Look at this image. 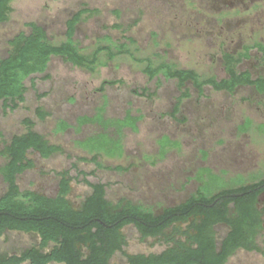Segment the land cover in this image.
<instances>
[{
  "label": "rangeland",
  "instance_id": "obj_1",
  "mask_svg": "<svg viewBox=\"0 0 264 264\" xmlns=\"http://www.w3.org/2000/svg\"><path fill=\"white\" fill-rule=\"evenodd\" d=\"M231 2L12 0L9 20L0 24V58L7 55L9 40L31 32L29 23L42 26L52 44H62L67 40V21L82 9L90 12L82 17L74 39L85 55L99 46L125 45L136 58L122 55L109 62L103 54L105 65L93 72L54 57L47 70L49 79L33 76L35 89L31 79L26 81L25 103L6 112L0 104V198L7 191L2 173L7 160L2 152L13 137L28 132L27 120L62 152L49 158L29 153L35 167L18 177L21 192L54 198L59 192L58 173L69 171L73 181L68 199L77 208L92 193L79 171L87 172L91 183L106 184L114 206L139 205L157 215L184 203L205 184L229 188L264 179V94L251 86L234 92L206 86L201 94L191 83L180 88L177 80L162 75L150 79L144 72L147 63L137 61L151 58L154 66L167 61L221 80L226 77L223 53L242 52L243 44L251 47V58L237 65L238 72L249 69L264 76V52L254 49L256 43H264V0L256 1L258 8ZM187 91L190 96L182 98ZM100 108H105L107 119H124L128 112L141 117L137 131L123 130L121 157L100 156L103 169L90 161L92 155L79 142L104 129L98 124L78 126L81 117H94ZM38 109L47 114L45 119ZM62 121L70 128L59 132ZM108 132L117 137L114 129ZM228 231L217 226V240ZM122 233L131 255L161 254L170 246L163 238L143 239L133 225ZM39 243L35 235L8 232L0 237V252L18 254ZM256 243L260 251L238 250L226 264H264V231ZM110 264L127 261L118 253Z\"/></svg>",
  "mask_w": 264,
  "mask_h": 264
},
{
  "label": "trees",
  "instance_id": "obj_2",
  "mask_svg": "<svg viewBox=\"0 0 264 264\" xmlns=\"http://www.w3.org/2000/svg\"><path fill=\"white\" fill-rule=\"evenodd\" d=\"M11 2L0 0V24L9 20ZM89 12L82 9L67 21V40L60 45L52 44L45 29L37 23L27 24L31 32H22L8 41V53L0 58V104L5 112L15 111L25 103L28 79L32 80L31 88L35 89L33 76L50 78L47 70L54 57L93 72L105 65L100 58L103 54L109 62L122 55L136 58L125 45L99 46L92 55H85L74 37L82 17ZM137 61L147 63L144 72L150 79L162 75L167 80H177L180 88L191 83L201 94L206 86L216 91L234 92L241 85L253 86L258 93L264 94L263 78L253 80L249 72H238L242 55L239 58L231 54L225 56L223 63L227 75L221 80L201 77L195 70L180 69L167 61L157 66L151 58ZM105 86L104 83L102 88ZM147 92L145 89L143 94ZM189 96V91L182 94V98ZM104 112L105 108H100L96 116L78 120L79 129L88 124H98L104 129L103 133L79 142L92 155L90 161L99 169L104 168L100 156L115 158L124 154L123 130L137 131V123L141 120L131 112L124 119H107ZM38 113L41 119L47 116L41 109ZM26 124L28 132L13 137L2 152L7 160L2 168L7 191L0 198V237L8 232L31 234L37 236L40 243L18 254L0 252V264H110L118 253L125 257L127 264H226L238 250L260 251L256 239L263 230V221L257 209V196L264 191V179L253 185L229 188L216 189L205 184L184 203L157 215L139 205L114 206L107 198V185L91 183L87 180L89 174L79 171V177L84 178L92 193L77 208L68 199L73 181L69 171L58 173L59 192L54 198L32 191L21 192L18 177L35 167L29 153L49 158L62 152L60 146L51 145L34 130L32 121L27 120ZM69 128L70 124L62 121L58 131ZM110 129L116 131L117 137L110 135ZM165 150L162 146V157ZM131 225L143 239L163 238L169 248L161 254L127 253L122 230ZM183 225H186L185 230ZM219 225L229 229L220 242L216 235Z\"/></svg>",
  "mask_w": 264,
  "mask_h": 264
},
{
  "label": "flooded vegetation",
  "instance_id": "obj_3",
  "mask_svg": "<svg viewBox=\"0 0 264 264\" xmlns=\"http://www.w3.org/2000/svg\"><path fill=\"white\" fill-rule=\"evenodd\" d=\"M216 3H217V5H220V4H227V3H230V4H232L233 2H231V0H214ZM234 1H236V2H239V3H242L244 6H246V8L248 7V6H250V4H253V8H258L259 7V5H258V3L256 2L257 0H234ZM256 2V3H255ZM263 47H264V43L263 42H258V43H256L255 44V47H254V49H257L258 51H260V52H264V49H263ZM251 47H249V46H247V45H243L242 44V52H239V53H237V52H224L223 53V55H222V60H224V58H225V56L227 55V54H231V55H233V56H235L236 58H239V56H241L242 55V62H243V60H245V59H250L251 58ZM224 70H225V72H226V69H225V67H224ZM246 72H249L250 74H251V76H252V78H253V80H257V79H260V78H263L264 79V76H262V75H260V74H256V76H255V74H254V72H252L251 70H245V71H242V74L243 73H246ZM227 75V74H226ZM238 87H248V85H241V86H238ZM237 87V88H238ZM250 87V86H249ZM251 87H253V86H251ZM255 88V87H254ZM256 89V88H255ZM263 180V179H262ZM261 181V180H260ZM259 181H253V182H251L249 185H253V184H256V183H258ZM257 209L261 212V217H262V226H263V230H262V232L264 231V191H261L259 194H258V196H257ZM261 232V233H262ZM260 233V234H261ZM259 234V235H260ZM258 235V236H259ZM257 236V237H258Z\"/></svg>",
  "mask_w": 264,
  "mask_h": 264
}]
</instances>
